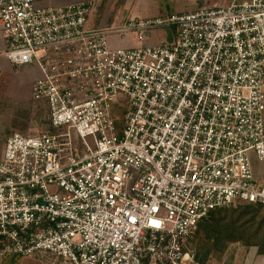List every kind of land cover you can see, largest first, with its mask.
<instances>
[{"label": "built area", "instance_id": "1", "mask_svg": "<svg viewBox=\"0 0 264 264\" xmlns=\"http://www.w3.org/2000/svg\"><path fill=\"white\" fill-rule=\"evenodd\" d=\"M218 1L87 28L91 3L0 0L2 56L39 70L53 131L5 137L0 263L200 264L186 244L210 212L264 208V0ZM157 28L175 33L145 44Z\"/></svg>", "mask_w": 264, "mask_h": 264}, {"label": "rangeland", "instance_id": "2", "mask_svg": "<svg viewBox=\"0 0 264 264\" xmlns=\"http://www.w3.org/2000/svg\"><path fill=\"white\" fill-rule=\"evenodd\" d=\"M93 11L87 18V28L113 27L131 18L150 19L162 17L171 13H189L204 6L223 4L218 0H113ZM138 9V10H137ZM146 10V11H144ZM175 33L174 28H157L149 33L147 44H167L171 34ZM110 49H126L132 47V42L126 37L112 35L107 37ZM32 85L27 78L20 75L14 68L2 70L0 68V154L7 136V132H17L26 135H37L47 129L45 122V109L43 103L32 98ZM253 174L257 173L261 178L264 177L260 172L264 171V163L258 162L251 156ZM239 205L227 208L236 210ZM226 210V209H225ZM256 222V221H254ZM255 225V224H254ZM207 231L204 226L187 241V248L194 252L198 260L209 251L211 242L207 239ZM237 248L248 249L242 242L232 243L222 254H210V256L200 264H225L234 250ZM0 264H61V259L49 254L41 253L34 258L26 257H7Z\"/></svg>", "mask_w": 264, "mask_h": 264}, {"label": "trees", "instance_id": "3", "mask_svg": "<svg viewBox=\"0 0 264 264\" xmlns=\"http://www.w3.org/2000/svg\"><path fill=\"white\" fill-rule=\"evenodd\" d=\"M43 108L45 109L46 131L51 133L53 131L49 126L45 104ZM238 205L236 210H214L199 224L198 229L204 226L208 234L207 239L211 242L209 251L200 259L198 257L200 263H203L210 254L224 253L230 244L237 242H242L245 247L255 248L256 255H264V208L255 204Z\"/></svg>", "mask_w": 264, "mask_h": 264}, {"label": "crops", "instance_id": "4", "mask_svg": "<svg viewBox=\"0 0 264 264\" xmlns=\"http://www.w3.org/2000/svg\"><path fill=\"white\" fill-rule=\"evenodd\" d=\"M192 1L197 2V0H192ZM35 2L40 7H65L69 5H76L79 3H91L93 11L98 9L101 5L105 6L108 2H109L108 5L114 3L113 0H35ZM150 40L151 39L148 38L145 39L144 41L145 44L149 43L148 41ZM148 45H155V44L151 43ZM6 47H7V42L4 36L2 35L0 28V68L2 70L7 71L8 68H11L13 66L10 65L2 56V53L5 51ZM17 70L19 71L20 75L27 78L28 82L31 85L40 76L39 70L34 66L24 67ZM260 174L264 177V171L260 172ZM255 175L261 178L257 173H255ZM225 264H264V255H256V249L253 247H250L248 249L237 248L236 250H234L232 257H230Z\"/></svg>", "mask_w": 264, "mask_h": 264}]
</instances>
